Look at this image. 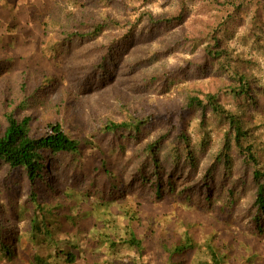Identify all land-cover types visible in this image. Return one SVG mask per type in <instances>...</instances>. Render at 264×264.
Returning a JSON list of instances; mask_svg holds the SVG:
<instances>
[{
	"label": "trees",
	"instance_id": "16d2710c",
	"mask_svg": "<svg viewBox=\"0 0 264 264\" xmlns=\"http://www.w3.org/2000/svg\"><path fill=\"white\" fill-rule=\"evenodd\" d=\"M148 1L152 0H112L107 8L122 15H94L89 12L91 6L83 8L79 16L61 12L63 31L54 38L49 36V21L60 16L51 9L40 22L42 39L59 42L63 37L66 41L63 50L50 54L48 65H56L53 72L43 62L31 65L29 59L16 78H10L5 54H13L15 49L21 54L23 50L15 48L14 42L0 40V259L14 263L31 245L26 264H75L80 253H88L90 243L94 247L103 243L113 252L121 243L141 255L144 238L135 230L130 210L122 204L142 200L147 194L158 202L177 195L195 207L213 208L219 203L214 215L218 219L230 216L225 209L230 211L237 196L253 190L247 220L255 223L253 231L264 232V142L257 134L259 125L264 126V84L253 74L257 37L250 31L252 27L264 29V0H172L160 12L147 8ZM68 22L83 29L71 30ZM107 31L110 39L102 45L98 62L82 66L81 95L91 87L108 86L123 66L122 56L127 55L130 61L123 66L125 75L134 74L130 91L164 96L170 86L182 85L185 94L176 109V123L170 117L172 110L145 113L129 92H123L112 94L113 104L98 99L95 109L88 110L89 119L68 126L71 134L67 132L65 113L83 105L77 98V102L75 97L69 98L70 94L57 104L50 100L67 75L61 66L63 62L70 64L73 42L96 40ZM157 40H161L160 45ZM153 41L159 48H151L149 42ZM241 46L247 54L239 53ZM180 47L197 51L199 59L188 58L176 70L148 67L153 59L157 62L171 56ZM18 59L20 56L16 62L21 64L23 60L19 63ZM204 79L216 84L211 93L201 94L195 87ZM31 83L33 88L28 91ZM226 97L234 98L236 104L224 105ZM29 108L48 109L55 120L33 128V115L24 114ZM186 113L191 120H198V127L190 128ZM58 115L65 118L57 120ZM221 120L225 125L222 139L206 153L210 164L198 179L199 199L189 204L192 193L189 188L178 189L176 176L198 173L196 154L210 143L207 128ZM129 145L135 148L125 160ZM235 163L241 171L238 175L232 170ZM127 169L129 175L124 173ZM54 173L60 179L58 185L50 179ZM89 219L91 230L84 226ZM122 219L131 223L123 226ZM108 225L115 226L112 238L105 234ZM182 238L184 242L168 253L169 260L192 249L187 229ZM39 244L45 245L40 253ZM199 246L207 254L196 263L227 261V252L215 249L210 242ZM73 247L80 252H72ZM103 264L108 261L103 260Z\"/></svg>",
	"mask_w": 264,
	"mask_h": 264
},
{
	"label": "rangeland",
	"instance_id": "374dc122",
	"mask_svg": "<svg viewBox=\"0 0 264 264\" xmlns=\"http://www.w3.org/2000/svg\"><path fill=\"white\" fill-rule=\"evenodd\" d=\"M0 0V40L6 39V44H12L14 42L15 48H20L23 53L16 54V49L13 54H5L9 59L8 68L10 78H16L23 67L22 65L27 61L31 60L32 64L43 62L49 69V72L55 71L53 68L56 66H49L48 62L50 59V54H53L54 50H63L64 44H66L63 37H60L59 42H48L46 38L42 39L41 21L50 15V10L54 9L53 12L55 16L58 17L57 21H49V32L51 38L58 37V33L63 31L61 26L64 25V21L61 20L62 13H72L75 12L80 15L82 9L91 6V11L94 15H99L103 12H108L112 14L117 13L114 9H110L107 6L112 4V0ZM140 0H134V2H139ZM172 3V0H152L148 1L145 6L152 9L153 12H160L167 5ZM62 12V13H61ZM71 30L76 29L80 31L83 28L78 27L76 24L69 23ZM246 27H249L246 22ZM257 37L255 44L257 47L253 50L252 54L256 55V63H254V76L259 80L260 84H264V29L258 27H252L250 30ZM109 31L102 34L96 40H85L84 42L75 41L72 43L73 54L71 56L70 64L66 65L63 62L61 70L66 72L64 79L61 81V87L56 93L50 96V100L55 104L59 103L61 100H67V94L70 97H75L74 101L82 104V107L76 106V109H68V112H64L66 115H58L57 120L65 118L63 120L64 126L67 127L78 125L81 119L86 121L89 119V109L94 110L98 99H102L103 102H108L113 104L115 98L112 94H121L123 92H129L136 101L139 110L145 111V113H162L171 112V118L174 123L177 122L178 117L176 109H179L184 100V90L182 85L170 86L169 91L166 92L164 96H156L158 94L153 93H134L130 91V80L134 78V74L125 75L124 65H126L130 59L127 55L122 56L121 63L122 67L118 69L116 76H114L108 86L100 88V86L95 88H89L90 91L85 92L81 95L79 87L81 86V79L84 76V71L82 66L95 64L99 60V52L102 45L106 44L110 39ZM156 40V39H154ZM45 41V42H44ZM161 40H157L156 44L160 45ZM152 49L159 48L154 41L149 42ZM143 43L139 47L142 46ZM35 46H37L35 48ZM13 47V46H11ZM164 47H161L163 49ZM37 49H40L38 51ZM139 51V49H136ZM44 54H41V52ZM174 53L164 59H160L156 62L155 59L152 60L148 67L151 69H159L164 66L167 70H176V67L184 65L186 59L190 61H195L199 59L198 52H193L185 47H180L174 49ZM238 51L240 54H247L248 50L244 47H239ZM64 54L61 53L60 56ZM17 56L20 59L16 62ZM44 56V57H43ZM139 55L135 56L138 57ZM3 55L0 54V58ZM15 60H14V59ZM149 58V57H148ZM45 68V67H44ZM46 69V68H45ZM87 82L86 84H88ZM197 84L201 94L211 93L214 90L216 84L210 83L209 80L197 81ZM139 87H142L141 81H139ZM215 87V88H214ZM33 84H29L28 91H31ZM129 88V89H128ZM17 89V87H16ZM141 89V88H140ZM151 91L148 89V92ZM15 93V89H12V94ZM17 98V97H16ZM152 98V100H151ZM141 100V103H140ZM234 98H223L222 103L227 107H233L235 103ZM70 104V103H69ZM87 104H89L87 106ZM164 104H167L164 105ZM87 108V110H86ZM198 113V112H197ZM195 113V115H197ZM24 114H31L34 117L33 128L42 127L47 121L55 120V114L48 109L43 108H33L25 110ZM199 114V113H198ZM185 119L191 124V129L198 127V120H191L188 113L184 114ZM100 116V114H99ZM258 118V115H256ZM69 119H72L69 121ZM220 124V125H219ZM216 123L212 129L207 128L209 134L210 143L205 145L203 152H197L196 156L199 159L200 170L194 175L185 176L177 174L176 182L178 189L189 188L190 193H192V198L189 204L193 201L199 199L198 179L201 176L203 168L209 167V162L206 161L207 154L212 148L218 145L219 141L222 139V130L225 129L223 121ZM260 128L257 130V134L264 142V126L259 125ZM70 128V130H71ZM67 130V132H70ZM73 134V133H72ZM133 145L127 147L125 153V160L129 157L130 152L134 150ZM93 151V150H92ZM94 153V152H93ZM89 162L91 159L88 160ZM236 164V163H235ZM171 167H168L170 170ZM181 170V169H180ZM235 175L240 174V169L238 164L234 165L232 168ZM125 174L130 173V169H127ZM56 174L52 175L50 179L53 184L58 185V177ZM58 179V180H57ZM177 189V190H178ZM253 190L248 191L246 194L243 193L235 198L234 204L230 205V216H220L218 219L214 216L216 214L218 204L213 208H208L206 205H201L195 207L189 206L185 200L180 199L177 195H168L158 202L153 200L151 195L147 194L142 197L144 199L137 201H127L123 203L122 206L129 209L131 213V218L135 221L134 227L144 238L143 241V251L141 255H138L136 251L128 247L127 245H120L119 243L115 252L110 249H106V245L103 243H97L96 247L88 245V253L83 256H78L77 262L75 264H103V260H107L108 264H198L196 263L197 258L206 259L207 251L205 249L199 248V244L205 242H210V244L215 249H221L226 251L227 261L225 264H264V232L257 233L253 231L256 226L251 219L247 220L249 216V207L252 203ZM225 199V198H224ZM4 201V199H3ZM192 201V202H191ZM5 202V201H4ZM188 206L189 208H186ZM123 211V210H122ZM250 218V217H249ZM89 222L85 224L87 230H91L92 223ZM122 225L125 226L126 222L131 223L130 220L122 219ZM120 220L118 221V223ZM115 227V226H114ZM110 225L105 229V234L108 238H112L116 233L112 231L114 228ZM97 228V227H95ZM124 228V227H123ZM187 229L190 232V240L192 241V249L187 251L181 256L174 255V258L169 260L168 253L173 251L177 243H183V231ZM85 232V231H84ZM83 232V233H84ZM114 235H113V233ZM81 233V232H80ZM79 235V234H78ZM74 237V236H73ZM117 238L119 236L117 235ZM181 238V239H180ZM75 241H71L73 244ZM22 251V254L16 259L14 263L8 262L6 260L0 259V264H26L28 250L31 245H27ZM44 244H39L37 246L38 252L44 250ZM191 248V247H190ZM72 252L78 254L80 251L76 247L72 248ZM143 254V256H142ZM176 256V257H175ZM249 259V261H248Z\"/></svg>",
	"mask_w": 264,
	"mask_h": 264
}]
</instances>
